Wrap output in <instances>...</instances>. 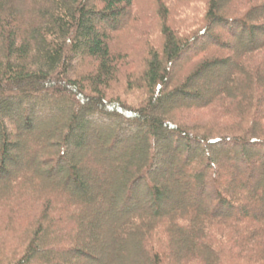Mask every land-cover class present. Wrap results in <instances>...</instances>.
Returning <instances> with one entry per match:
<instances>
[{
    "label": "trees",
    "instance_id": "trees-1",
    "mask_svg": "<svg viewBox=\"0 0 264 264\" xmlns=\"http://www.w3.org/2000/svg\"><path fill=\"white\" fill-rule=\"evenodd\" d=\"M131 9L0 0V264H264V0L163 22L139 76L111 48Z\"/></svg>",
    "mask_w": 264,
    "mask_h": 264
},
{
    "label": "rangeland",
    "instance_id": "rangeland-1",
    "mask_svg": "<svg viewBox=\"0 0 264 264\" xmlns=\"http://www.w3.org/2000/svg\"><path fill=\"white\" fill-rule=\"evenodd\" d=\"M207 2L208 0H132L130 18L126 23L121 20V29L111 35V48L116 53L124 56L130 71L139 76L143 69V59L148 50H160L162 47L161 26L163 22L178 35L189 36L203 27ZM162 17H164L163 21ZM110 91L129 101L140 98L141 95L136 89L129 93L126 92L125 79H120L117 83L112 84ZM60 104L61 107L58 108V113L50 116L51 118H56L58 114H65L68 110L66 100L60 102ZM74 140H82L85 148L91 150L92 154H96L94 147L98 142L94 141L92 146L90 144L91 140L80 134H77ZM71 150L72 154L80 159L77 163L80 174L88 177L85 182L89 191L95 193L96 182L86 171L91 172L90 164H95L96 161L91 163L86 159V154H78L74 148ZM97 200L100 202L101 197H98ZM98 210L101 211L102 209L99 208ZM108 216L109 220L114 218L115 215L113 213ZM108 220H104V225L108 223ZM129 245L131 244H126V250L131 251ZM90 252L95 257H99L92 250Z\"/></svg>",
    "mask_w": 264,
    "mask_h": 264
}]
</instances>
